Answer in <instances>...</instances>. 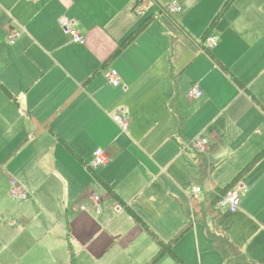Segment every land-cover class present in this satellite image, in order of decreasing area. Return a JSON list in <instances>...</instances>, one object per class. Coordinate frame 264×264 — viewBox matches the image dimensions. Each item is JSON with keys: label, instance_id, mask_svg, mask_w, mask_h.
<instances>
[{"label": "crops", "instance_id": "obj_1", "mask_svg": "<svg viewBox=\"0 0 264 264\" xmlns=\"http://www.w3.org/2000/svg\"><path fill=\"white\" fill-rule=\"evenodd\" d=\"M141 1L0 0V264H149L159 242L173 253L154 264H230L208 230L264 264V155L234 181L264 151V0L222 13L228 0ZM172 1L181 10L169 14ZM110 68L125 87L109 84ZM99 148L109 159L95 168ZM230 184L235 212L218 205Z\"/></svg>", "mask_w": 264, "mask_h": 264}, {"label": "built area", "instance_id": "obj_2", "mask_svg": "<svg viewBox=\"0 0 264 264\" xmlns=\"http://www.w3.org/2000/svg\"><path fill=\"white\" fill-rule=\"evenodd\" d=\"M39 1V0H33ZM165 10L169 13H176L181 10L180 5L176 1H172L171 3L167 4ZM61 25L65 31V33L71 35L72 39L76 43H85L84 36L75 28V24L66 17H62L60 19ZM20 35V31L12 30L7 34V39L11 44H15L18 36ZM210 47H214L217 43V36H209L208 37ZM105 77L107 78L108 82L112 86H122L125 87V84L122 82L118 72L115 69H108L104 71ZM187 96L189 99L196 100L203 96L202 88L194 84L187 92ZM113 120L125 131L128 129L129 125V116L124 113H118L113 116ZM191 147L198 152L199 154H208L210 150V142L205 137H196L191 141ZM109 157L107 153L103 149H97L94 152L93 156V167H99L104 165L108 161ZM201 186H196L194 188L195 193L201 192ZM11 195L14 199L18 201H24L28 198V192L25 188H23L19 182L15 179L11 181ZM90 206L93 210L97 213H101V201L102 196L97 193L93 192L89 196ZM241 203V195L239 189L233 188L227 191L225 194L221 195L218 200V205L223 209L229 210H236L239 208ZM87 205H81L79 208L83 211L88 210L90 208ZM17 224L16 222H14Z\"/></svg>", "mask_w": 264, "mask_h": 264}, {"label": "trees", "instance_id": "obj_3", "mask_svg": "<svg viewBox=\"0 0 264 264\" xmlns=\"http://www.w3.org/2000/svg\"><path fill=\"white\" fill-rule=\"evenodd\" d=\"M144 1V0H142ZM141 1V2H142ZM232 0H228L227 3L225 4L223 10H221L220 13H222V11H224V9L231 3ZM218 16H220V14H218L216 16V18L213 20V23L211 24V27L208 28L207 30V34L209 35L211 33V29H212V26L215 24L216 22V19L218 18ZM145 27V25H141V27L133 34V36L129 39V41L133 38H135L137 36V34ZM255 103L258 104V101L255 99ZM264 155V151L261 152V154L255 158L253 160L252 163H250L246 168H244L240 173L239 175L234 179V181L236 182V180H238L240 177H243L250 169L251 167ZM203 167L202 171L203 173L206 174V172L208 171V164L207 163H204L201 165ZM234 188V185L230 184L228 186H226L224 189L221 190L220 192V195H223L225 194L227 191L231 190ZM211 194V193H210ZM211 195H208V198H210ZM216 197H214L213 199V204H212V201L209 200L207 202V208H208V211H210V209L212 210L213 209V205L214 203L216 202ZM198 207V205H197ZM201 205H199V212L197 214H203V210H201ZM211 212V211H210ZM188 228H186L184 230L187 231ZM208 233L209 235L211 236L213 242H214V245L215 247L221 251V253L223 254V256L228 260V258L231 257V255H233L234 253H236L235 255L233 256H237L238 259L235 260L234 262V259H233V262L234 264H259V263H256V262H253V261H250L248 259L245 258L244 254L241 252V250L236 246L234 245L230 239L228 238L227 235H224V234H221L219 232L217 233H214V232H211L210 230H208ZM160 243V251L158 252V254L150 261L149 264H154L160 257H162L164 254L166 253H173L172 251V245H166L164 244L163 242H159ZM231 254V255H230Z\"/></svg>", "mask_w": 264, "mask_h": 264}, {"label": "rangeland", "instance_id": "obj_4", "mask_svg": "<svg viewBox=\"0 0 264 264\" xmlns=\"http://www.w3.org/2000/svg\"><path fill=\"white\" fill-rule=\"evenodd\" d=\"M185 121L183 120V123H184ZM209 167H210V165H209ZM211 168V167H210ZM210 169H208V171H209ZM220 177L221 176H217V175H215V179L217 178V180H220ZM196 182V180H194L191 184H193V183H195ZM199 183H201V182H199ZM210 211H211V209H210ZM209 211V213H212V212H210ZM225 211V210H224ZM223 211V212H224ZM229 212H235V211H232V210H228ZM227 210L223 213L224 215L225 214H227L226 212H228ZM198 219H200V218H198ZM236 253H234L233 255H235ZM231 255V254H230ZM233 255H231V257L230 258H228V262L230 263V264H234V262H235V260H237L238 259V257L237 256H233ZM235 258V259H234ZM233 259H234V262H233Z\"/></svg>", "mask_w": 264, "mask_h": 264}]
</instances>
